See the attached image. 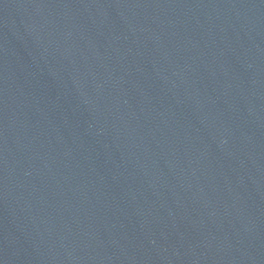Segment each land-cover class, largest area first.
I'll return each mask as SVG.
<instances>
[{
    "label": "water",
    "instance_id": "95a60500",
    "mask_svg": "<svg viewBox=\"0 0 264 264\" xmlns=\"http://www.w3.org/2000/svg\"><path fill=\"white\" fill-rule=\"evenodd\" d=\"M0 264H264V0H0Z\"/></svg>",
    "mask_w": 264,
    "mask_h": 264
}]
</instances>
